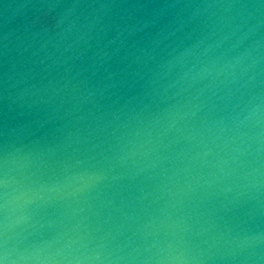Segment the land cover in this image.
<instances>
[{
    "label": "clouds",
    "instance_id": "9594fccd",
    "mask_svg": "<svg viewBox=\"0 0 264 264\" xmlns=\"http://www.w3.org/2000/svg\"><path fill=\"white\" fill-rule=\"evenodd\" d=\"M112 7L101 5L105 15ZM189 21L203 25L200 37L166 55L167 37H138L143 28L135 25L117 26L112 34L102 16L77 31L64 48L72 53L65 64L90 59L91 68L108 73L110 87L145 80L153 101L168 107L147 124L141 113L121 122L127 139L112 156L95 153L98 145L94 154L62 159L53 147L7 155L0 162V264H264V231L222 228L214 219L189 224V214L168 224L163 238L160 228L145 229L139 244L101 234L89 223L90 201L124 178L117 168L154 170L168 159L161 153L181 141L190 160L189 176L173 194L181 203L184 197L201 204L215 198L228 211L264 190V45L246 44L264 28V0L196 5ZM80 74L56 92L70 89L62 104L82 91V81L73 84ZM133 121L139 126L131 127ZM197 166L212 171L192 175Z\"/></svg>",
    "mask_w": 264,
    "mask_h": 264
},
{
    "label": "water",
    "instance_id": "95a60500",
    "mask_svg": "<svg viewBox=\"0 0 264 264\" xmlns=\"http://www.w3.org/2000/svg\"><path fill=\"white\" fill-rule=\"evenodd\" d=\"M229 2L234 0H0V162L17 150L23 155L48 147L58 149L56 159L73 152L94 154L95 145L99 146L95 153L112 156L127 139L129 129L118 127L121 122L136 113H141L145 124L149 118L164 116L168 104L159 98L153 101L145 80L117 82L110 87L108 73L91 68L90 59L64 63L72 55L64 48L90 19L102 16L112 34L117 26L127 25L143 28L138 37L145 39L162 34L167 37L165 44L171 45L161 49V55H166L172 48L195 42L202 34L203 25L189 21L194 6ZM105 4L113 5L107 15L101 9ZM256 41L264 45V28L246 44ZM116 70L113 65L111 71ZM77 72L81 74L73 84L82 81V91L76 100L62 104V99H69L70 89L59 96L56 92ZM88 90L96 94L88 96ZM117 115L121 121H115ZM138 126L132 122L131 127ZM171 139L166 137L164 143ZM161 154L168 159L154 170L137 174L131 167L117 168L124 178L90 201L87 215L94 229L99 228L101 234L111 232L119 241L139 244L145 229L160 228L163 238L168 224L191 214L189 224L214 219L222 228L227 224L236 231H264V190L259 199L244 198L228 211L221 210L215 198L201 204L197 197H184L181 203L173 194L189 176L184 172L190 164L188 145L184 141L174 143ZM216 159L208 157L210 162ZM210 171V167L197 166L191 174Z\"/></svg>",
    "mask_w": 264,
    "mask_h": 264
}]
</instances>
